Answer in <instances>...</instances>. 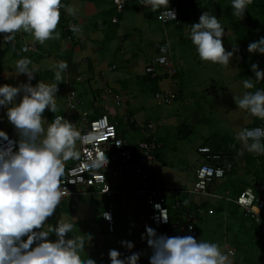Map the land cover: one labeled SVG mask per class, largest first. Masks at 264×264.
<instances>
[{
    "label": "clouds",
    "instance_id": "obj_1",
    "mask_svg": "<svg viewBox=\"0 0 264 264\" xmlns=\"http://www.w3.org/2000/svg\"><path fill=\"white\" fill-rule=\"evenodd\" d=\"M152 2L153 8L157 7L155 0ZM249 2L231 0L232 14L243 16ZM61 6V0H0V33L5 34L4 42L11 44L21 29L40 43L59 38L56 29ZM64 7L75 15L73 7ZM70 28L74 32L79 30L76 25ZM224 36L220 19L208 11L191 25V41L203 61L230 64L238 49L226 50ZM248 51L264 54V36L250 42ZM159 59L163 62L164 57ZM31 63L29 58H21L15 64L16 72L27 75V83L0 86V108L6 109L7 120L17 135L15 139L10 138L0 129V264H97L86 251L93 239L91 234H75L74 224L63 219L50 229L45 228L68 191L61 187L64 162L78 157L76 141L82 138L75 124L63 115H55L45 127V110L57 111L59 84L40 80L33 85L35 73ZM67 67L66 61L57 62L55 81L62 80V72ZM251 69L255 79L246 78L243 85L255 90L234 99L238 109L264 119V88L255 87L256 82L264 81V70L258 63H253ZM237 139L247 151L264 154V127L244 128L237 133ZM105 164H109V159L98 156L94 167ZM167 220L164 217L163 222ZM53 234L56 238L49 239ZM142 238L151 249L149 264H233L230 253L222 251L219 243L198 240L190 234H159L146 225ZM121 244L130 250L135 247L130 240H123ZM108 256L110 264H140L141 259L138 251L122 256L116 248L109 249Z\"/></svg>",
    "mask_w": 264,
    "mask_h": 264
},
{
    "label": "rangeland",
    "instance_id": "obj_2",
    "mask_svg": "<svg viewBox=\"0 0 264 264\" xmlns=\"http://www.w3.org/2000/svg\"><path fill=\"white\" fill-rule=\"evenodd\" d=\"M61 3L68 7H73L76 11L81 8L86 10L87 8L92 9L93 7H101L106 11L109 10L110 14H105L104 17H100L107 21L108 24L110 23V15L113 14L110 0H61ZM212 3L215 4L216 2L212 0V2L209 1L208 4L203 2V4H200V7H193L192 9H194L195 12L189 17V22H199L200 15L205 11L211 12L210 14L216 15L217 18H221V16L215 14L214 8L210 5ZM226 8L227 14H230L231 17L229 21H226L227 24L223 25L224 28L227 27L225 28V36L222 38L224 46L226 50H233L234 47L238 49L231 59L230 64L227 66L201 60L196 51V46L191 41V31H186L184 33L185 38H182V43L180 44L171 40L174 32L178 34L181 32L176 29L174 25H162L156 17L148 22L157 30L156 34L146 33L144 28L138 29L137 23L131 24L126 28H123L124 24L119 26L122 34L126 33L130 35L131 39L130 42L127 41L125 44L126 47L129 46V48L125 50L127 51L126 55L120 54V48L122 46L121 38H114L110 33L109 38H105L104 36L100 39V41H103L102 55L108 58V62L119 64V70L115 72L117 75H123L122 78L126 81V84L123 85L124 88H128L130 84H132L130 90L140 91V88H135L133 84L138 82L137 76L139 74L134 72L132 68L130 70L125 65V61L123 60L126 56H128L131 63L138 62L142 69H145L147 65L155 64L160 55L169 57L170 60H173L178 66V84L174 87V90H178L177 100L170 106H162L155 100L154 87L152 88L151 86L150 88H146L142 90L143 92H141V95H138L137 101L130 102L127 107L129 111H132L134 108L140 110V107H143L142 117L140 121L138 119V129L133 130L130 126H127V124H122L121 126L124 138L127 139L129 143L135 144L139 142V140H142L141 136L145 135L143 129L148 123L158 122V120L164 121L173 117L171 120H173L175 126H170L169 122L164 121V124L156 131L158 137L160 136L159 140L156 135L159 145L156 152V163L165 162L170 169L176 173L178 172L175 176H172L173 181H170L173 185L172 188L180 186L181 188H187L194 183V169L199 164L202 165L204 163V156L197 152L199 146H207L211 149H215L218 143L221 142V148L227 146L224 151L225 154L221 156L224 161L228 159L227 154L229 155V152L234 150H237L245 159L247 155H251V152L241 146L242 142L237 139V133L247 128L249 122H252L253 125L254 122L258 121L260 124L264 125V119L253 116L246 110L238 109L234 99V96L241 97L245 92L255 90L246 89L243 85V80L245 78H242L241 75L239 57L249 52L248 48H244V45L248 46L250 42L258 40L259 33L256 32L255 38L252 39L249 38L246 32L244 36L242 32H233L231 29L233 26L232 22L236 16H232L231 6ZM261 10L259 14L262 16ZM124 16L126 17L127 13H125ZM111 28L114 29L112 32L116 33L118 27ZM59 33L61 34L60 31ZM240 36H243V39H241ZM161 43L165 44L161 46ZM239 45L241 47H238ZM163 47H167L169 52L162 51L161 48ZM249 54L251 56L250 64L258 63L260 69L264 70V59L259 56L260 53L249 52ZM251 65L249 66L248 78L255 79V74L251 69ZM37 74L39 78H42V74ZM255 87L264 88V81L256 82ZM80 89L81 87H78V91ZM63 97L64 92H62L60 97H56V113L47 109L46 114L48 118L55 117V115H58L59 112L63 110ZM110 121L113 122L112 120ZM0 129H3V123H0ZM163 129L169 130L164 136L162 135ZM222 137H228V143L230 145L222 142L220 140ZM234 145H236V148H233ZM74 159L76 158L69 159L67 162ZM247 170L249 174L247 179L249 182L247 181L239 185L240 189L252 187L254 183L264 186L263 156L254 158V161L248 162ZM159 175V170L156 172L154 171L155 181L160 178ZM234 176L235 173L231 172L225 185L221 184V182L215 183V181L210 184V187L214 184L215 192H218L217 195L221 194L223 198L214 199L211 201V204L202 206L203 210L206 212V216L205 218H201V220L205 221L206 225L211 227L206 230H201L203 231L202 239L219 243L221 250L226 253L228 247L233 248L236 255L235 257L229 258L234 264H264V233L261 229L252 225L242 216L241 212L233 206L232 199L239 193L230 190L236 187ZM235 177L237 178V174ZM171 184L169 187H171ZM227 187H229L230 195H225L224 193ZM81 197L84 199L85 203L78 204L77 213L70 215V217L77 218V222L74 224V233L77 235L82 233L91 234V232L93 233L95 230V225L97 223L98 225L102 224L101 220L97 218L99 217L104 202H101L102 198L94 193L90 194L87 192ZM75 199L82 202L79 196L74 197V200ZM91 216L93 218H91ZM54 218L52 220H54ZM85 218L86 220H84ZM117 222L116 224L115 220L112 227L107 226L103 222V228H101L102 233L112 235L117 234V231L123 233L124 230L126 231L125 235L132 239L133 233L130 231L131 226L124 222V218L121 214ZM117 225H119V227H117ZM138 244L141 246V244H145V242L140 240ZM90 245L94 248L93 250H96V243L92 241L86 251H91L89 248ZM138 252L141 253L140 264H149L148 258L151 254L145 255L144 251ZM123 253L125 254L121 253L122 256H127L131 254V251ZM99 257L98 254L93 258L97 261V264L100 263Z\"/></svg>",
    "mask_w": 264,
    "mask_h": 264
},
{
    "label": "crops",
    "instance_id": "obj_3",
    "mask_svg": "<svg viewBox=\"0 0 264 264\" xmlns=\"http://www.w3.org/2000/svg\"><path fill=\"white\" fill-rule=\"evenodd\" d=\"M209 1L212 2V0H190V3L187 2L185 5L179 8V16L182 24L179 27H176V29H178L181 33L178 34L174 32L173 38L171 40L177 42L178 44L182 43V38H185L184 33L186 31H191V25L194 24L189 22V17L195 12V10L192 8L197 6L200 7V4H203V2H206V4H208ZM214 1L216 3H212L210 5L214 8L215 14L221 16V18H218L220 19V21H223L221 22L223 26L224 24H227L226 21H229L231 17L230 14H227L226 12V7L228 6H231L232 10L231 0ZM110 4L113 14L110 15L109 24L107 21L100 18L104 17L105 14H110L109 10L106 11L101 7H93L92 9L87 8L86 10L81 8L75 11V15H72L67 12L66 8L64 7L65 5L61 3L63 8L60 16V21L56 29V31L61 32L59 38L53 37L48 39L44 43H40L39 41L35 40V38L30 33L25 32L23 29L18 31L15 34L14 40L11 44L6 42L0 45V86L4 84L19 86L21 83H27V75L19 74L18 72H16L15 64L16 61L21 58H29L32 62L30 67L35 73V78L31 81L33 85H35L40 80H43L46 83L50 84L58 83L59 85L57 96L60 97L62 95V92H64V103L62 107L63 110L59 112L58 115L71 117L79 123H82L83 119L85 118L87 121H89L98 116H101L102 114L108 115L109 119L113 121L111 123H113L118 128L119 136L125 139L121 130L122 124H127V126H130L133 130L138 129V119L140 121L142 117L141 114L143 113V107H140V110L134 108L132 111H129L127 107L129 106L130 102L137 101L138 95H141V92H143L142 90L150 88L151 86L152 88L154 87V95L159 90L167 91L173 90L174 88H172L169 80L160 79L159 81H155L151 79L146 75L145 69L140 68L138 62L131 63L128 56H126L123 61H125V65L130 70L132 68L134 72H137L139 74L137 76L138 82L133 84L135 85V88H140V91L138 92L135 90H130V88H132V84H130L128 88H124L123 85L126 84V81H124L125 79L122 78L123 75H117L115 72L119 70V64L115 62H108V58L102 55L103 41H100V39L104 36L105 38H109L110 33L114 36V38H121L122 46L120 48V54L126 55L127 51L125 50L128 49L129 46L126 47L125 44L127 43V41L130 42L131 39L130 35H127L126 33L122 34L119 26L121 24H124L123 28H126L131 24L137 23L138 29L144 28L146 33L156 34L157 30L148 22L155 17L158 21H160L159 9L158 6L153 8L152 1L129 2L126 6L125 11L120 14L116 11L113 0H110ZM262 5H264V0H250L245 14L243 16H236L234 21L232 22L233 26L231 29L233 30V32L237 33V25H242V29L246 31V33L249 35V38L254 39L256 32L259 33V38L264 36V18L259 14ZM125 13H127L126 17L124 16ZM113 19H118V23H113ZM70 25H76L79 30L76 32L72 31ZM111 27H118L116 29V33L112 32L114 29ZM69 35H71L73 38H69ZM164 44L165 43H161V46H163ZM25 47L27 48V51H23V48ZM238 47L241 46L239 45ZM259 56L264 59V54H260ZM61 60L66 61L68 67L62 72V80L57 82L55 81V71L57 70L56 65L57 62ZM114 67L116 68L113 69ZM37 73H39L40 75L42 74V78H39ZM78 87H81L79 91ZM176 91L178 92V90ZM71 93H75V97L80 103L79 105H74V107H72L70 101ZM46 112L47 109L43 114L44 117L47 118L44 121L45 127L55 118H48ZM171 119H173V117H170V119L164 121L169 122L170 126H175V123H173V120ZM0 123H3L2 130L6 131L9 137L17 138L14 127L7 120L5 108H0ZM252 126H254L252 125V122H249L247 124V128ZM167 129H163V136L164 134L169 132V130ZM141 137V141L146 140L145 135H142ZM158 139L160 140V136L158 137ZM141 141L139 140V142L135 144L129 143L130 150H132L131 152L133 154V161L123 166L121 169H117V176H113L112 172H110V175L108 176V180L110 181L112 189L115 190L117 194L111 199L107 198L104 195H98L100 196V198H102L101 202H104V204L101 207V211L97 219H100L102 224L104 222L107 225V223L103 219V214L108 211L110 209L109 207L111 206L114 215V222L116 220V224L118 223L117 220L119 219V216L121 214L124 218V222L127 225L131 226L130 231L133 233V238L131 239V237H127L125 235L126 231L124 230L123 233L117 231V234L106 235L105 233H102V224L98 225L97 223L95 225V230L93 231V233L91 232V235L93 236L92 241H95L96 243V250H93L94 248L90 245L89 248L91 251H87V253L91 258H95L99 254V264H110V258L108 256L109 249L116 248L118 250H121L122 248H124V246L121 244V241L123 240H130L134 242L135 247L130 250L131 252L137 250L144 251L145 255L151 254V250H148L146 248V240L142 238V234L146 233V225H150L148 219V207L146 201L136 195L134 192L138 186L137 179L134 175V163L137 159L138 145ZM220 144L221 142L218 143L219 146ZM241 146L243 145L241 144ZM204 147L209 148L207 146H199L197 152L200 148ZM234 147L236 148V145H234L233 148ZM76 150L79 153L78 157L70 162H64V172L79 159V139H77L76 141ZM225 150L226 147L222 148V151ZM250 154L254 158H260L262 156L264 158V155L260 153L251 152ZM156 160L157 154H155V160L150 166V181L152 186L160 188L166 193L177 191H191L194 188L196 183V171L201 166V164H199L194 169V183H192L187 188H181V186L172 188L173 185L170 183V181H173L172 176H175L178 172L176 173L175 171L170 169L165 162L156 163ZM235 167L236 168L234 169L233 173H235V176L237 174V178L235 176L233 178L234 180H236V187L231 188V191L242 193L257 186V183L253 182L254 184L252 187L240 189L239 185L247 182V177L249 175V169L247 170V162L243 158V156H241V154L235 158ZM158 170L160 173V178L155 181L154 171L156 172ZM231 172H229L224 179L217 180L215 181V183L221 182V184L225 185V183H227V180L229 179V174H231ZM170 184L171 187H169ZM213 185L209 187V196L184 194L181 197L183 205L189 206L192 209H197L202 208V206H205L207 204H211V201H213L214 199L223 198L221 194L217 195L218 192H215ZM230 190L229 187L225 188V195H230ZM80 197L81 196H79V199L82 200V202L76 199L75 201L74 197L61 202L55 211L56 216L54 220L46 222L45 228L50 229L53 225L56 224L59 219L70 221L75 224L77 222V218L70 217V215H74L77 213L78 204L80 205L85 203L84 199ZM237 197L238 196L232 199L233 204H235V200L237 199ZM173 203L174 198L168 196L165 203L166 206L170 207ZM238 210L240 211V209ZM240 212L242 214V211ZM180 214L181 213L178 210L171 209L172 218L178 217L180 216ZM91 218L93 217L91 216ZM84 220H86V218ZM249 222L255 226V224L250 220ZM117 227H119V225H117ZM255 227L261 229L264 233V224L256 225ZM208 228L211 227L207 226L206 222L199 218L197 223V230L199 234L197 238L198 240L202 239L203 236V231L201 230H206ZM174 235L176 234H172V236ZM50 238L54 240L56 237L53 234L52 236H50ZM139 239L145 242V244H141L140 246L138 244L140 241ZM87 253H83L82 255L86 257Z\"/></svg>",
    "mask_w": 264,
    "mask_h": 264
},
{
    "label": "built area",
    "instance_id": "obj_4",
    "mask_svg": "<svg viewBox=\"0 0 264 264\" xmlns=\"http://www.w3.org/2000/svg\"><path fill=\"white\" fill-rule=\"evenodd\" d=\"M145 1L152 0H113V3L116 11L122 14L129 2ZM186 1L155 0L159 9L161 24L164 26H180L181 23L175 6ZM62 8L61 6V12ZM173 11L176 15H174ZM113 23H118V19H113ZM4 35L0 33V45L6 43L4 42ZM163 48L167 49L164 52H169L167 47ZM25 49L27 48H23V51H27ZM160 57H164L163 62L159 59ZM145 72L147 76L155 81L160 79L169 80L172 88L178 84L179 69L174 61L165 55H160L155 64L147 66ZM154 97L158 104L170 106L177 100L178 92L174 89L159 90ZM70 101L72 107L80 104L75 97V93L70 94ZM65 118L75 124L76 129L81 133L82 139H79L80 156L78 161L66 169L61 177V187L68 189L61 202L75 196H82L87 192L104 195L111 199L117 192L112 189L108 176L110 172H112L113 176H117V169H121L133 161L129 142L119 136L117 127L111 123L108 115L102 114L89 121L85 118L82 123L71 117ZM163 124L164 121L158 120V122L148 123L143 129L146 140L141 141L138 145L137 159L134 163V175L138 186L134 192L146 201L150 226L155 228L159 234H167L169 236H172V234H190L198 238V219L205 218L206 212L202 208L192 209L189 206H184L181 197L184 194L209 196L210 184L213 181L224 179L231 172L232 165L226 161L222 164L212 165L210 161H220L221 157L211 156L209 148H200L198 153L205 157V162L196 171V183L191 191L166 193L164 190L152 186L150 166L155 160V154L159 148L156 131ZM254 127H264V125L249 128ZM98 156L100 159L107 157L109 164L95 168L94 163ZM168 196L174 198V203L170 207L165 204ZM235 204L251 222L256 225L264 224V187L255 186V188L242 192L235 200ZM109 208L103 214V219L109 227H112L114 225V215L111 206ZM171 209L178 210L181 213L180 216L172 218ZM54 217L55 213L48 218V221H51ZM164 217L168 219L166 223L163 222ZM146 248L151 250L148 244ZM119 251L123 253L130 251V249L124 247ZM227 253H230V257H235L236 255L235 250L229 247L227 248Z\"/></svg>",
    "mask_w": 264,
    "mask_h": 264
},
{
    "label": "trees",
    "instance_id": "obj_5",
    "mask_svg": "<svg viewBox=\"0 0 264 264\" xmlns=\"http://www.w3.org/2000/svg\"><path fill=\"white\" fill-rule=\"evenodd\" d=\"M187 2H190V0H187L186 2H183V3H180L179 5H177V6H175V8H176V10H177V12H178V16H179V8L181 7V6H183V5H185ZM262 9V10H261ZM261 14H262V16L264 17V5H262L261 6ZM179 21H180V23L182 24V21L180 20V16H179ZM180 24V25H181ZM176 27H179V26H176ZM237 27H238V31H237V33H240V32H242V35L244 36V33L246 32L245 30H243L242 28V25H237ZM243 36H240V38L241 39H243ZM69 38H73L71 35H69L68 36ZM246 42V41H245ZM244 48H248V46L247 45H244ZM239 64H240V69H241V75H242V78H248L249 77V66L251 65L250 64V60H251V56H250V54H249V52H246L242 57H239ZM156 81H159V80H156ZM254 126H260V125H262V124H260L258 121H256V122H254V124H253ZM117 130H118V128H117ZM221 141H223L224 143H228V141H229V138L228 137H222L221 139H220ZM219 140V141H220ZM228 145H230L229 143H228ZM227 147V146H226ZM223 148H225L224 146H223ZM210 150H211V156H223L222 154H225L224 153V151H222V148H221V146H219V145H217L216 146V148L215 149H211V148H209ZM132 151V150H131ZM221 153V154H220ZM240 155V153L237 151V150H234V151H231V152H229V155L227 154V156H228V159H227V161L226 162H228V163H230L231 165H232V172L234 171V169L236 168L235 167V158L237 157V156H239ZM264 155V154H263ZM245 160H246V162L248 163V162H252V161H254V158L251 156V155H247L246 156V158H245ZM223 162H225L224 161V159L223 158H221V160L220 161H210V163L212 164V165H217V164H222ZM257 186H262V187H264L263 185H261V184H257ZM240 194L241 193H238V197L240 196ZM233 206L235 207V208H237V209H239V207L237 206V205H235V204H233ZM242 216H244V214H243V212H242ZM245 217V216H244ZM246 218V217H245ZM246 219H248V218H246ZM249 221V220H248ZM255 226H256V224H255ZM25 239H26V237H25ZM49 239H51L50 237H49Z\"/></svg>",
    "mask_w": 264,
    "mask_h": 264
}]
</instances>
